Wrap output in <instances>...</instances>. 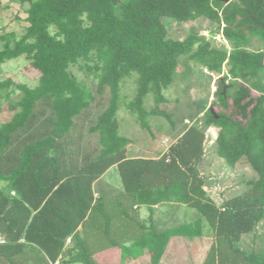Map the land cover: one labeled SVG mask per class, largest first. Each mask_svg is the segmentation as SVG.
Listing matches in <instances>:
<instances>
[{"label":"trees","instance_id":"1","mask_svg":"<svg viewBox=\"0 0 264 264\" xmlns=\"http://www.w3.org/2000/svg\"><path fill=\"white\" fill-rule=\"evenodd\" d=\"M19 1L29 4L28 25L21 34L0 35V64L25 58L37 71V83L0 80L1 100L10 99L13 87L21 92L9 101L11 117L0 122V264H29L16 257L26 243L52 261L62 253L63 262L93 264L77 228L97 215L109 223V196L121 222L133 219V205L151 211L174 202L195 209L191 221L160 231L151 227L134 238V246L150 249L153 263L171 235H184L212 236L202 264H264V247L246 251L236 245L264 220V47L252 45L254 36L264 43V0ZM166 17L179 23L204 17L229 48L197 33L174 38ZM181 56L217 75L227 66L215 80L202 123L218 127L214 152L227 166L244 161L255 175L243 192L219 205L199 170L206 137L198 119L158 157L130 156V139L119 131L124 81L136 73L124 104L151 133L149 117L160 113L147 109L146 96L158 104L166 100L162 91L173 83ZM74 64L93 76L94 86L71 71ZM105 89L107 105L87 128L97 137L89 147L82 121ZM113 165L121 190L95 197L93 182ZM68 236L73 246L65 252Z\"/></svg>","mask_w":264,"mask_h":264},{"label":"rangeland","instance_id":"2","mask_svg":"<svg viewBox=\"0 0 264 264\" xmlns=\"http://www.w3.org/2000/svg\"><path fill=\"white\" fill-rule=\"evenodd\" d=\"M27 2L19 0H0V35L15 32L21 34L28 25L26 20ZM171 18H163L164 23L168 27L169 35L174 38H184L188 34L197 33L211 40L213 44L221 48H229V43L220 33L211 31L212 26L204 17L192 22H175ZM3 40L0 39V49ZM252 45L256 48L264 47V43L257 37L252 38ZM79 64L71 65V71L88 86H94L95 80L93 76H86L84 70H80ZM227 66H223L225 73ZM224 73L217 75L208 71L206 68L197 65L186 56H181L177 67L175 79L173 83L163 89L162 93L166 100L161 103H156L153 100L152 94L146 96L145 104L147 109H154L160 115L149 117L150 127L152 132L143 129L135 121L133 114L129 113L124 102L132 97L136 73L127 78L121 88V105L117 112L119 120V131L122 135L130 139L128 144V152L130 156L141 157H158L162 152H165L168 146L174 143L177 138L190 125L199 120V125L205 132L204 142V160L199 166L200 173L206 178L207 190L214 202L219 205L226 198L235 194H240L246 188V181L253 178L254 172L244 161L238 162L234 168L227 166L225 161L218 157L214 152L213 142L217 135L218 127L204 126L203 108H208L213 102V92L216 88L215 80ZM11 78L17 85L34 86L37 83V71L30 66L29 61L23 57L9 58L4 63L0 64V80ZM13 86H11L12 88ZM14 93L10 99H0V122L8 120L11 117L12 111L8 105L10 100L18 99L21 92L13 87ZM108 91L100 95L96 94V100L90 107V113L84 117L83 132L85 136H91V145L97 143L96 134L91 135L87 128L92 120L96 118V114L100 113L107 105ZM126 95L127 98L123 96ZM202 111V112H201ZM78 119V124L81 123ZM87 139V137H86ZM103 182H106L104 195H115L121 190V181L119 172L116 167H110L103 176ZM180 209L176 213L177 221H191L194 219L195 209L179 204ZM183 209V211H180ZM142 212L143 209L141 208ZM174 222V223H175ZM185 239L184 250L180 257L183 261L189 264L201 260L206 255L212 243V236H197L196 239ZM236 245L246 251L259 250L264 247V220L260 221L255 229L247 234H244L236 242ZM74 264H82L80 262Z\"/></svg>","mask_w":264,"mask_h":264},{"label":"crops","instance_id":"3","mask_svg":"<svg viewBox=\"0 0 264 264\" xmlns=\"http://www.w3.org/2000/svg\"><path fill=\"white\" fill-rule=\"evenodd\" d=\"M113 167L116 166L113 165ZM105 172L93 182L92 187L95 197H97L98 194H103V191H105V185H107V183L102 180ZM109 197L110 198H106V203L109 202L106 209L111 216L109 223H105L107 220L104 221L105 219L103 216L97 215L93 222L87 224L86 228L83 224H80L77 228L86 250L90 252V259L93 264H189L183 261L184 259H182L180 255L184 250L185 239H189L188 241H190V239H196L197 236L171 235L167 239L162 255L157 263L152 262L149 248H137L134 246V238L141 236L142 232L151 230V227L160 231L185 222H175L178 218L176 213L180 209L178 203H159L153 205L151 211L145 205H133V208L128 210L129 216H133V219L131 221L127 220L126 222H121L117 210L112 208L116 200H114L113 196ZM180 211H183V209ZM140 224L143 225V227ZM0 241H3L2 236H0ZM20 241H23V239ZM121 244L126 247H121ZM72 246V237L68 236L65 240L63 251L66 252V250ZM16 257L29 264L77 263L63 262L62 258L65 259L66 255L62 257V253L52 261L42 249L33 243H26L23 250L18 253ZM203 259L201 258L200 260L198 258L196 262L194 261V263L191 264H202Z\"/></svg>","mask_w":264,"mask_h":264},{"label":"water","instance_id":"4","mask_svg":"<svg viewBox=\"0 0 264 264\" xmlns=\"http://www.w3.org/2000/svg\"><path fill=\"white\" fill-rule=\"evenodd\" d=\"M225 1H228V0H225ZM225 89V88H224ZM210 109H211V111H213V108L212 107H210Z\"/></svg>","mask_w":264,"mask_h":264}]
</instances>
